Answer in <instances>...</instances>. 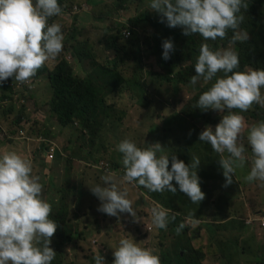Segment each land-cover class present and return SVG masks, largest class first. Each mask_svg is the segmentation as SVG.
Returning a JSON list of instances; mask_svg holds the SVG:
<instances>
[{
	"label": "rangeland",
	"instance_id": "1",
	"mask_svg": "<svg viewBox=\"0 0 264 264\" xmlns=\"http://www.w3.org/2000/svg\"><path fill=\"white\" fill-rule=\"evenodd\" d=\"M95 1L96 4L87 7L85 0H76L72 17L70 14L61 17V23L67 24L63 33L64 40H66L65 45L75 43L76 48L65 52L64 66L74 76L83 77L87 73L93 74L92 79L96 84L110 80L111 89L121 80L117 72L99 68L91 56H80L78 48L83 45V39H88L89 46L100 56L99 63L100 61L105 62L107 56L113 58V51L104 49L102 45L105 36L111 35L117 28L122 27L136 11L144 10L149 0H130L125 5V10L121 8L115 16L111 11L117 7L112 4L116 0ZM261 8L264 12V5ZM70 35H73V38ZM189 63L183 61L185 65ZM45 65L52 67L51 60ZM33 78L36 76L31 77L28 84L15 80L9 84L11 89L21 87L20 89H23L21 93L27 99L21 106L20 102L15 101L0 104V127L4 128L5 124V130L10 134L14 126L13 121L18 117L23 120L26 127L31 129L39 130L38 125L42 124L53 136L50 142L56 144L61 153L57 152L55 155L52 152L53 158L50 161H44L39 158V150L34 143L29 145L13 137L7 139L2 133H0V153L16 152L31 161L33 174L39 177L42 184V198L52 205L53 212L50 218L54 220V216L60 215L62 203L68 205L65 233L67 232L70 238L61 257L63 264H93L92 257L96 254L103 257L104 264H112L113 248L123 237L132 238L141 247L154 249L160 259L162 253L167 254L166 264L173 262L172 247L176 235L172 236L174 234L171 226L167 225L166 230L155 229L152 226L151 210L158 203L149 194L162 195L166 201L172 202V195L187 197L184 193L179 190L175 194L167 191L149 193L143 187L124 183L118 187L127 190L128 198L133 201L137 219L134 221L127 213L120 214L117 218L97 211L100 202L91 193L90 187L102 183L100 178L109 172L117 178L122 177L121 154L116 150V145L125 138L134 141L139 147L159 143L162 152L158 154L169 155V168L172 155L186 165L190 164L192 155L200 159L196 171L199 186L202 187L201 191L205 193L200 205H195V209L201 211L196 221L201 222L204 227L203 237L212 233V244L203 246V241L198 240L201 230L192 228L194 220L187 219L183 224L190 226V231L193 232L192 239H197L194 241V246L205 247V254L208 252L211 254L203 262L204 264H264V234L258 235L252 230L251 227L256 224L253 223L254 220L250 224L246 223L247 219L254 218L264 207V182H247L244 179L250 170L251 161V150L246 140L247 127L260 121L248 120V118L246 120L243 116L246 127L241 133L239 143L245 148V166L237 169L235 175H232V182L225 185L218 160L220 154L213 152L210 145L201 143L198 140V134L205 126H211L214 129L221 117L227 114V110L224 112L211 109L199 110L191 122L193 124L187 139L184 138L187 132H183V128L179 127L176 133L181 140L174 144L180 147L179 151L171 149L173 145L171 134L163 132L164 128L171 124L166 125L165 123L169 122L166 120H170L173 124L179 123L178 113L191 95L189 87H193V92L196 93L206 85L202 80L198 81L195 86L181 84L179 89L168 85L162 86L158 89L156 98L146 99L144 105H138L137 93L133 96L130 93L120 97L114 93L108 98V103L115 104L109 111L110 115H106L105 105L100 98L90 102L80 100L77 105L76 121L87 117L101 125L98 134L93 136L94 139L90 143V132L86 134L80 132L78 123L75 122V126L70 128L57 125L50 109V91L46 90L47 86L43 85L42 79L34 81ZM261 95L264 98V89L261 90ZM256 105L264 108V103L253 104L249 110H254ZM232 111L239 110L233 109ZM258 113L262 114L261 111ZM2 120L6 122L3 123ZM33 121H36L38 125L34 127L36 124H33ZM17 128L19 129L20 126ZM10 135L14 136V134ZM45 144L43 143L42 147ZM79 181L82 187L78 191L82 192L75 194L77 191H72L73 187H69V182L77 184ZM172 183L175 184L174 181ZM221 184L226 194L217 199L216 188ZM102 186L105 185L102 184ZM211 191L213 192L209 203L206 201ZM191 205L194 206L193 203ZM209 223L216 228L211 230ZM244 228H246L245 231ZM240 235H256L258 239L263 240V243L253 237L251 244H248V240H244L242 242L243 251L241 255H238L230 248L231 240ZM239 259L240 263L237 262Z\"/></svg>",
	"mask_w": 264,
	"mask_h": 264
},
{
	"label": "clouds",
	"instance_id": "2",
	"mask_svg": "<svg viewBox=\"0 0 264 264\" xmlns=\"http://www.w3.org/2000/svg\"><path fill=\"white\" fill-rule=\"evenodd\" d=\"M242 7L244 0H149L148 3V8L159 14V22L169 28L181 27L186 36L198 34L205 41H215L232 30L230 44L248 38L243 30L237 31L243 21ZM61 13L58 0H0V82L12 78L27 83L42 65L61 53L62 26L49 23L50 18ZM161 47V58L166 61L173 51V43L164 40ZM238 67L239 57L233 48L212 50L207 43H202L193 66L195 74L189 80L193 86L200 80L205 84L212 81L198 96L195 108L227 110L214 129L205 126L198 134L201 143L220 154L218 160L225 185L232 182L237 169L245 166V148L239 138L246 126L240 113L248 111L253 104L264 103L261 95L264 69L234 71ZM23 103L21 100L20 106ZM40 139L25 143H34L38 148L35 142ZM246 140L251 161L244 179L264 182V121L247 127ZM145 145L139 147L127 138L116 145L123 175L117 178L108 173L100 178L102 183L90 187L100 202L98 212L117 218L127 213L134 221L137 219L127 190L118 187L124 183L149 192L175 194L179 190L193 204L203 200L196 171L200 159L196 155L191 156L188 165L172 155L169 168V155L158 154L162 152L159 143ZM41 193L42 184L33 174L29 159L16 152L0 153V264H51L55 258L56 253L49 245L57 224L50 218L52 205ZM175 219V214L170 215L159 205L151 210L155 229L166 230ZM183 228V223L178 224L177 234ZM113 249L112 264H161L154 249L141 247L132 238H120ZM92 262L104 264L99 254L92 257Z\"/></svg>",
	"mask_w": 264,
	"mask_h": 264
},
{
	"label": "trees",
	"instance_id": "3",
	"mask_svg": "<svg viewBox=\"0 0 264 264\" xmlns=\"http://www.w3.org/2000/svg\"><path fill=\"white\" fill-rule=\"evenodd\" d=\"M129 1L130 0H116L115 3L112 2L113 5L117 6L111 11L112 15L115 16L121 8L125 10V5L128 4ZM58 3L62 9V13L58 17L50 18L49 23H59L64 33V27L67 26V24L61 23V17L68 14L72 17V12L76 6V0H58ZM85 3L87 7H89V5L96 4V1L85 0ZM148 3L144 10L136 11L133 17L124 23L122 27L117 28L111 35L105 36L102 45L104 49L113 51V58L107 56L105 62L100 61L99 63L98 60L100 56L89 46L88 39H83V45L78 48V54L80 56H91L99 68H106L117 72L121 80L111 89L109 87L110 80L96 84L92 79L93 74L87 73L83 75V77H79L70 74L66 70L63 56L65 52L76 49L75 43L66 46V40L63 41L61 53L54 59H51L52 67H48L44 64L37 70L35 74L36 78L33 79L34 81L36 79L37 81L42 79L43 85L47 86L46 90L50 91V109L57 125H60L62 128H70L75 126V122L78 123L80 132H85V134L90 132L91 136L89 138L91 139L90 143H92V139H94L93 136L98 134L101 125L87 117L76 121V117L78 116L77 105L80 100L90 102L94 101L96 98H100L105 105L106 115H110L109 111H111L115 104L108 103V98L114 93H117L118 97L127 96L130 93L133 96L134 93H137L138 105H144L143 103L146 99L156 98L158 89L162 86L168 85L172 88L179 89L181 84H191L189 80L190 77L195 74L193 66L202 43H207L212 50H222L228 47L233 48L239 57V67L234 69V71L264 69V12L261 8L264 5V0H244V7L241 8L240 12L243 16V21L240 23L237 31L243 30L247 33L248 38L246 41H236L231 44L230 41L233 36L232 30H229L223 39L217 38L215 41H205L198 34L184 35L179 26L169 28L165 23L159 22V14L150 10L148 8ZM128 33L130 34V38ZM70 37L73 38V35H70ZM164 40H170L173 43V51L170 53V58L166 61L161 58V45ZM183 61L190 63L185 65ZM217 75L222 74L218 73ZM11 82H14V79L7 78L5 81L0 82V104L7 101L20 102L21 100L25 101L27 99L24 98L21 93L23 91V89H20L21 87L18 89H14L15 87L11 89L9 85ZM211 83L212 81H209L196 93L193 92V87H189L191 95L187 98V102L182 107L180 113H178L179 123L173 124L170 120H166L169 121L165 123L166 125L168 123L171 124L167 125L163 132L171 134V140L173 142L171 149L173 151L181 150L180 147L174 145L181 140V138L177 137L176 130L179 127L183 128V132H187L184 138L187 139L191 131L190 127L193 124L191 122L194 120L195 114L200 110L199 108H195L198 96L206 91L211 86ZM255 107L254 110H249L248 113L243 112L240 114L244 116L246 120L248 118V120L264 121V108L259 106L261 108L259 109L257 105ZM258 111H261L262 114L260 115ZM2 121L3 123L6 122L5 120ZM13 123L14 126L10 134H14V136L10 135L5 130V124L4 128L0 127V133H2L5 138L10 139L13 137L22 142H31L36 138H41L39 142H34L38 144L39 158L44 161H50V159L53 158V154L50 153L51 151L55 155L57 152L58 154L61 153L59 147L50 142L53 136L42 124L38 125L36 121H33V124H36L34 127L38 125L40 129H31L23 124L24 122L20 117L16 118ZM183 125L185 127H182ZM17 126H20V128L18 129ZM43 143H46L44 147H42ZM43 153H45V156H42ZM48 155H52V157L49 158ZM173 185L175 186V184ZM69 187H73V184L70 182ZM200 189L202 190L201 186ZM216 191L218 194L216 197L217 199L226 194V190H224L222 184L220 187L216 188ZM149 195L160 207L168 210L170 215L175 214L176 216V219L168 224L173 231L174 235L172 236L176 235L172 247V264H204L203 262L209 258L211 254L209 252L205 254V247L198 248L194 246V241L197 239H192L193 232L190 231V226L184 225V228L179 234L176 232L178 224L184 223L187 219H191L194 220L191 225L192 228L194 230L196 228L201 230L198 240L203 241V246L212 244V233L211 235L203 237L204 227L201 222L199 223L196 221L201 211L196 210L195 205H200V202L193 206L188 197L172 195V202H168L162 195L153 196L152 193ZM210 197L211 194L209 193L206 202H209ZM62 204L60 215L54 216L57 228L50 238L51 243L49 246L54 250L56 256L51 264H63L61 257L65 252V247L68 245H66V243L69 242L70 238L68 233H65L68 218V205ZM201 204L204 203L201 202ZM253 223L257 224L256 221ZM209 226L211 230H213L212 228H216V226H213L211 223H209ZM259 228L261 227L259 226ZM195 238H197V236H195ZM167 259V254L162 253V258L160 259L161 264H166ZM237 262L240 263V260H237Z\"/></svg>",
	"mask_w": 264,
	"mask_h": 264
},
{
	"label": "crops",
	"instance_id": "4",
	"mask_svg": "<svg viewBox=\"0 0 264 264\" xmlns=\"http://www.w3.org/2000/svg\"><path fill=\"white\" fill-rule=\"evenodd\" d=\"M73 183V182H72ZM79 184H81L80 183V181L77 183V184H75V183H73V189H72V191H77V192H75V194H77L78 192H82V191H78L79 190V188L81 189V185H79ZM212 192L213 191H211L210 192V194H211V197H212ZM211 197H210V199H209V203H210V201H211ZM216 197V196H215ZM214 197V198H215ZM216 200V199H215ZM264 211V207H263V209H261L257 214H259V213H261V212H263ZM256 214V215H257ZM252 218H250V219H247L246 220V222L247 221H249V220H251ZM253 225V224H252ZM251 225V226H252ZM251 226H247V227H251ZM252 228V230L256 233V234H258V235H262V234H264V229L263 228H259V224L257 223V224H255L254 226H252L251 227ZM246 230V228H244V231ZM252 237L254 238V239H256L257 241H259V242H261V243H263V240L262 239H258L257 238V236L256 235H253V236H250V235H240V236H235L234 237V239H232L231 240V248H230V250H235V252H236V254H238V255H241V251H243V241L244 240H248V244H251V240H252ZM255 248L256 249H259L258 247H256L255 246ZM240 260V259H239Z\"/></svg>",
	"mask_w": 264,
	"mask_h": 264
},
{
	"label": "built area",
	"instance_id": "5",
	"mask_svg": "<svg viewBox=\"0 0 264 264\" xmlns=\"http://www.w3.org/2000/svg\"><path fill=\"white\" fill-rule=\"evenodd\" d=\"M50 153H52V151ZM48 157L51 158L52 155H48ZM252 220L256 221L259 224V226L264 229V211L261 212L257 217L252 218L246 223L250 224Z\"/></svg>",
	"mask_w": 264,
	"mask_h": 264
}]
</instances>
